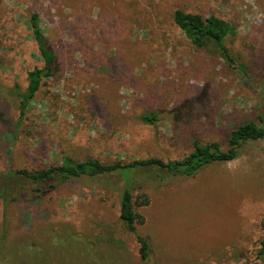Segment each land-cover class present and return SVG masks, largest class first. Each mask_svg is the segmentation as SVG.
<instances>
[{"label": "rangeland", "instance_id": "rangeland-1", "mask_svg": "<svg viewBox=\"0 0 264 264\" xmlns=\"http://www.w3.org/2000/svg\"><path fill=\"white\" fill-rule=\"evenodd\" d=\"M175 10L234 27L233 59L193 47ZM61 64L20 118L16 91L42 66L29 18ZM154 113L148 125L140 116ZM264 120V0H0V264H141L119 219L117 178L77 180L38 196L8 177L63 158L103 164L180 160L193 142L225 146ZM148 264H264V140L193 177L135 175ZM261 251V252H260Z\"/></svg>", "mask_w": 264, "mask_h": 264}, {"label": "trees", "instance_id": "trees-1", "mask_svg": "<svg viewBox=\"0 0 264 264\" xmlns=\"http://www.w3.org/2000/svg\"><path fill=\"white\" fill-rule=\"evenodd\" d=\"M171 18L175 27L181 31L193 47L200 50L211 49L213 52L219 53L227 63L232 64L233 59L224 44L226 37L233 35L235 32L234 27L229 23L213 15L202 17L181 10H175ZM29 28L37 46L42 66L40 68L36 67L27 73V87L24 92L16 91L20 118L25 114L42 81L55 76L61 68L57 54L41 30L40 19L37 14L30 16ZM140 120L145 124L152 125L158 119L156 114L147 113L141 115ZM259 140H264L263 118H259L257 122L249 121L234 127L225 141V146L217 143L194 141L192 152L180 160L165 163L158 159H147L129 163L103 164L96 159L76 161L65 157L57 165L36 171L17 170L7 176L24 179L35 185L33 191L38 196L48 193L57 185L77 180L97 181L105 178H117L122 181L125 186L120 192L119 219L124 229L136 237L139 245L140 263L148 264V243L136 234V227L143 222V219L135 211L136 207L147 205V202L144 201L140 204L133 200L129 188L131 179L135 175L143 176L146 173L150 174V178H155L159 182H163L167 175L193 177L209 165L235 160L239 156L243 145ZM261 229L262 239L260 245L264 249V219L261 223Z\"/></svg>", "mask_w": 264, "mask_h": 264}]
</instances>
